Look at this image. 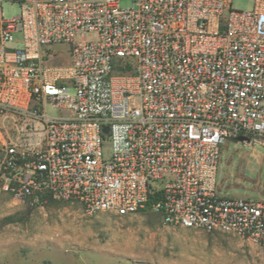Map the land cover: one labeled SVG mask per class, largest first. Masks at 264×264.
<instances>
[{
  "label": "built area",
  "instance_id": "obj_1",
  "mask_svg": "<svg viewBox=\"0 0 264 264\" xmlns=\"http://www.w3.org/2000/svg\"><path fill=\"white\" fill-rule=\"evenodd\" d=\"M120 1L0 0L1 189L264 248V200L217 189L222 147L264 139V0Z\"/></svg>",
  "mask_w": 264,
  "mask_h": 264
},
{
  "label": "rangeland",
  "instance_id": "obj_2",
  "mask_svg": "<svg viewBox=\"0 0 264 264\" xmlns=\"http://www.w3.org/2000/svg\"><path fill=\"white\" fill-rule=\"evenodd\" d=\"M119 6L132 8L133 0ZM1 7L5 18L19 13L17 5ZM232 8L247 11L251 2L232 0ZM57 51L63 53L54 65L67 64L64 48ZM48 115L57 112L48 109ZM103 147L108 153L107 137ZM217 189L225 196L264 200V139L222 147ZM0 264H264V248L231 232L164 226L151 209L87 216L80 205L58 199L31 207L0 185Z\"/></svg>",
  "mask_w": 264,
  "mask_h": 264
},
{
  "label": "water",
  "instance_id": "obj_3",
  "mask_svg": "<svg viewBox=\"0 0 264 264\" xmlns=\"http://www.w3.org/2000/svg\"><path fill=\"white\" fill-rule=\"evenodd\" d=\"M103 131H104V133H107V131H108L107 127H105L103 129ZM236 141L239 142V143H243V142L248 143L250 141V139L249 138H246V137H238L236 139Z\"/></svg>",
  "mask_w": 264,
  "mask_h": 264
},
{
  "label": "trees",
  "instance_id": "obj_4",
  "mask_svg": "<svg viewBox=\"0 0 264 264\" xmlns=\"http://www.w3.org/2000/svg\"><path fill=\"white\" fill-rule=\"evenodd\" d=\"M52 200H53L52 197H48L46 202H52ZM143 210H145V209H143ZM141 211H142V210H141Z\"/></svg>",
  "mask_w": 264,
  "mask_h": 264
}]
</instances>
